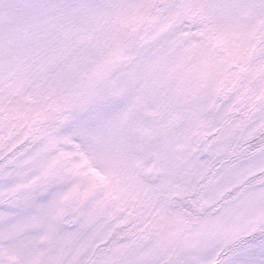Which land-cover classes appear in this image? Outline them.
<instances>
[{
  "label": "snow or ice",
  "instance_id": "6c2138e0",
  "mask_svg": "<svg viewBox=\"0 0 264 264\" xmlns=\"http://www.w3.org/2000/svg\"><path fill=\"white\" fill-rule=\"evenodd\" d=\"M0 264H264V0H0Z\"/></svg>",
  "mask_w": 264,
  "mask_h": 264
}]
</instances>
